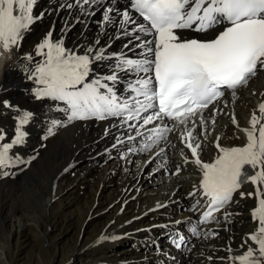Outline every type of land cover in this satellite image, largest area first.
<instances>
[{"label": "bare ground", "instance_id": "bare-ground-1", "mask_svg": "<svg viewBox=\"0 0 264 264\" xmlns=\"http://www.w3.org/2000/svg\"><path fill=\"white\" fill-rule=\"evenodd\" d=\"M72 2L73 0H37L33 15L41 13L43 15L31 25V30L25 33L19 48L4 52L0 47V134L4 136L0 145L11 143L15 138L19 114L23 111L32 113L31 120L22 128L25 132L23 143L14 145L9 152L11 157L31 162L0 168V225L3 223L5 228L14 219L21 223L22 218L29 214H26L27 212H35L38 209H43L40 213L42 218L40 224L44 227L43 235L47 228L51 229L56 222H59L58 219H62L67 225L72 220V214L67 216L58 213L59 207L63 206L60 199L57 200L60 186L67 180L80 177L81 181L76 184L77 186L74 185L73 190L81 195L90 181L92 170L95 167L101 169L102 167L98 166H103L105 163L104 166L109 165L104 169L105 172L123 173L119 196L116 200H103L101 196H97L99 189L96 187L91 191L93 198L88 202L81 220L86 230L85 226L91 224H85V220L93 207L98 208V211H91L92 215L106 218L103 226L108 223V229L105 227L107 231L101 232V237H98L100 239L89 247H84L81 243L76 246L77 236L72 249L64 254V257L67 256L64 261L74 262L91 257L90 260L99 264H132L134 259L136 261L139 258L138 264H147L146 260L149 257L143 260L140 251L150 250L155 256L153 261L156 260V264L187 262L235 264V258L245 253L249 247L256 248V245L248 239V235L254 233L257 228V223L253 221L251 215L257 205V186L251 183L242 185L233 193L231 201L220 212L213 214L214 218L208 223L199 224L197 235L193 234L191 228L198 224L208 200L199 188L201 172L193 162L186 143L200 145L198 153L202 161L220 154L217 144L220 148L239 145L243 147L246 144L244 130L250 129L249 122L254 113L259 117L258 106L264 101V70L257 72L255 78H252L256 83L250 82L251 87L247 90L244 89L246 85L240 86L235 89L234 94L233 91L227 92L221 100L211 104L202 113V120L200 115L191 117L186 124H178L174 120H156L153 124L140 129L141 136H136V130L118 118L76 120L69 123L66 115L57 111L65 105L48 99L37 100L33 93L40 85L28 78L36 63L44 59L35 54V48L49 31L52 32L54 40L63 39L64 46L72 51L86 53L89 48L95 51L103 47L106 57L115 54L133 59L143 58L140 55L142 49L135 47L138 41L129 44L131 37L122 34L118 24L119 16L115 17L116 22L113 24L101 27L104 6H112V0H102L101 4L91 8L85 6L88 8L86 12H81L78 7L71 9L61 7L64 3ZM114 6L121 11L128 8L137 24L143 23L138 15L131 11L129 0H117ZM110 15L115 16V13ZM135 27L136 25H128L129 29ZM179 34L190 33L179 30ZM134 35H141L142 39L152 38L139 33ZM117 36L120 38L117 39ZM126 44L128 47H125ZM28 55L32 57L31 60L25 59ZM115 63V59L112 58L92 63L90 65L92 71L86 82H90L94 77L110 74V66ZM137 75L134 72L120 73L121 78L115 85V90L121 98L129 96L128 86L134 82ZM143 75L139 73V76ZM258 79L260 85L257 83ZM252 93L255 94L254 97ZM5 100L12 107L5 108L2 103ZM53 120L61 121L62 125L54 128L53 135H48V128L52 126ZM129 123H137V121ZM153 127H167L171 131L167 137H161L152 149L141 150L146 143H151L147 137ZM185 129L192 133L190 141L187 139ZM119 135L124 137L127 135L126 138L119 137L122 143L117 141ZM129 136H135V139H128ZM182 136L185 137L184 141L181 140ZM110 140L114 141L113 145L111 144L107 150H99L103 144L106 148ZM174 148L177 149L175 150L177 154H174ZM137 152L140 155H137ZM124 153L126 157L122 158L119 164L116 163L117 161L107 162L110 159L119 161ZM142 156L143 158H136ZM129 161L134 162L133 166L128 165ZM158 163H162V166L159 167ZM162 169L167 172L171 170L175 177L168 182L163 178L160 179V187L157 190L153 189L154 178L150 179V177H153L152 174L157 170ZM167 172L165 171L164 174ZM4 173L8 174L4 175ZM166 177H169V172ZM106 178L107 176L104 177V181ZM150 186L153 191L149 189ZM52 187L56 189V193L55 198L51 196L52 207H50L43 203V198ZM259 187L264 189V185ZM138 189L144 190L140 191L137 197L134 194ZM193 192L196 194L190 195ZM241 193H244L243 197ZM249 193L252 195H248ZM132 199L134 203H130ZM74 200L76 203L78 197H74ZM55 202H58L56 207ZM38 227L39 225L36 229ZM69 228L70 226H66L65 235L69 233ZM32 229L35 228L17 232V242L23 243L30 239L29 234L32 233ZM109 229L111 230L108 231ZM180 235L185 238L184 243L187 244L185 248L178 250H174L172 246L163 248L165 241L169 242L172 239L175 241ZM220 237L222 240H218ZM118 246H123L124 250L117 252ZM21 247V244L17 246L18 249ZM164 253H167L169 258H165ZM13 256L10 255V251L6 254L7 264H11L10 258ZM210 257L212 260L209 259ZM50 261H46V264H50ZM35 264L41 263L35 261Z\"/></svg>", "mask_w": 264, "mask_h": 264}, {"label": "snow or ice", "instance_id": "snow-or-ice-1", "mask_svg": "<svg viewBox=\"0 0 264 264\" xmlns=\"http://www.w3.org/2000/svg\"><path fill=\"white\" fill-rule=\"evenodd\" d=\"M101 2L73 0L61 7H78L81 12H86ZM36 3L37 0H0V47L4 52L19 48L25 33L42 17V13L33 15ZM116 3L117 0H112V6H104L101 27L113 24L119 16L122 34L131 37L129 44L138 41L135 47L142 49V59L115 54L106 57L103 47L95 51L89 48L79 55L67 49L63 39L54 40L51 31L35 48V54L44 59L36 63L28 76L40 85L33 94L37 100L62 102L65 107L57 111L63 112L69 123L118 118L135 129L136 136H141L140 129L156 120L167 118L186 124L222 97L221 89L233 90L234 94L235 89L246 85L258 71L264 70V0H129L131 11L142 17L146 24H137L130 10L121 11L114 6ZM112 13L115 16L110 15ZM130 24L136 27L129 29ZM179 30L209 35L184 37ZM134 33L152 38L142 39ZM106 58L116 61L110 66V74L86 82L92 71L90 65ZM25 59L32 57L28 55ZM121 72L138 74L128 86L129 96L123 98L115 90ZM139 73L144 75L139 76ZM154 101H158V110ZM2 103L5 108L12 107L6 100ZM258 111L259 117L254 113L250 118V130H244L247 143L231 148H220L217 144L220 154L212 163L202 162L199 144L186 143L193 162L202 171L199 188L208 200L198 224L191 228L193 234H197L199 224L208 223L214 218L213 212L220 211L231 201L233 193L242 184L250 182L257 186V205L251 213L257 228L248 235L256 248L249 247L235 258V264H264V189L259 187L264 185V123H261L264 121V102L258 106ZM31 118L30 112L19 114L15 138L11 143L0 145V168L31 162L9 155L14 145L23 143L25 132L22 128ZM131 121L137 123H129ZM61 125V121L53 120L48 135H53L54 128ZM169 131L171 129L167 127L151 128L147 137L151 143H146L141 150H149ZM185 132L190 141L191 131L185 129ZM128 139L134 140L135 136ZM3 140L4 136L0 134V141ZM117 141L123 142L119 137Z\"/></svg>", "mask_w": 264, "mask_h": 264}, {"label": "rangeland", "instance_id": "rangeland-1", "mask_svg": "<svg viewBox=\"0 0 264 264\" xmlns=\"http://www.w3.org/2000/svg\"><path fill=\"white\" fill-rule=\"evenodd\" d=\"M101 21H100V24H101ZM250 82L253 83L256 81H250ZM257 83H258V85H260V79L257 80ZM248 84L251 85L250 83H248ZM252 96L254 97L255 94L252 93ZM255 102H256V100H254V103ZM118 137L123 138L124 135L123 136L119 135ZM126 137H127V135H125L124 138H126ZM111 144L112 145L114 144L113 140L109 141V144H108V146H106V148H105V145H103V146H101L102 149L100 147L99 150H106L107 148H109V146H111ZM175 150L176 149H174V151ZM85 153H88V152H85ZM88 154H90V153H88ZM137 155H140V154L138 153ZM125 157H126V154L124 153L122 156H120L119 161H118V159H110L107 162H109V161H115L116 162L117 161L116 163L119 164L121 159L122 158L124 159ZM136 158L137 159L143 158V156L142 157H136ZM140 161H143V160H140ZM124 162L126 163V160H124ZM133 163H134L133 161H129L128 165L133 166L132 165ZM88 165H91V164L88 163ZM104 165H105V163H104ZM104 165L98 166V167H102L101 169L95 167V169H93L91 173H90V170H88V172L91 174V176L89 178L90 181H89V183H87L86 187L83 189V191H82L83 193L81 192L82 193L81 195L76 194L73 190V188H75V186L78 185L77 183L79 181H81L80 177H78L77 179L72 178L71 180H67L65 182V184L60 186V188H59L60 191L58 192V195H57V197H59V198L57 200L60 199L61 204H63V206L59 207L60 211H58V213L60 215L65 214L67 216L72 214V216H71L72 220L69 221L67 223V225L65 222L63 223L62 219H58L59 222H56V224L54 225L53 228H51V229L47 228L45 235H43V230H44L43 228L44 227L42 226L43 224H40L42 222V218L40 216L41 215L40 213L43 209H40V210L38 209L35 212H27L26 214H28V213L29 214L26 217L24 216V218H22L21 223L17 219H14V220L10 221L5 228H4V225L2 223L0 225V264H7L6 263V261H7L6 260V254L9 251H10V255H12V254L14 255L13 258H10L11 264H35V261H39L41 264L42 263L46 264L47 263L46 261H50V260H51L50 264L51 263L52 264H99L93 260H90L91 257L90 258L88 257L87 259H84V260L81 259L79 261H74V262H72L71 260L64 261L67 257L66 255L64 257V254L67 253L66 251H68V250L70 251V249H72V247L75 243L74 241H76L77 236H78L77 241H76L77 243H75L76 246L79 243H81L82 245H84V247H89L96 240L100 239L98 237H101V235H102L101 232L104 233V231H107V229H108L107 228L108 223L105 225V227L107 229L103 226V223H105L106 218L103 219V218H100L97 216L93 217V215H92L91 211H98V208L95 209L93 207L91 209L88 218L85 220V224L90 223L91 225H88V227L85 226L86 230L84 229V224L82 223L83 221L81 220V219H83L82 214L85 213L84 211L88 207V202H90L91 199L93 198L91 191L94 190L96 187L99 189V191L97 192L98 193L97 196L98 197L101 196V198L103 200H108V199H115L116 200L117 197L119 196L118 194L120 192L121 185L123 184V179H122L123 173L115 172L113 174H109V173L104 171V169L106 167H108L109 165L108 166H104ZM92 166H95V165H92ZM158 166L161 167L162 163H158ZM165 171L167 172V170H164V169L157 170L156 172L154 171L155 173L152 174L153 177H150V179L154 178V181H152V183H153L152 188L154 187L153 189L157 190L160 187V185H161L159 182L160 179L163 178V179H165V182H168V180L175 177L172 174V171L168 170L169 177L167 178L166 176H168V172L166 174H164ZM105 176H107L106 181H104ZM152 183L150 185H152ZM81 184H83V183H81ZM167 187H168L167 184H165V188H167ZM149 189L151 191H153V189H151V186L149 187ZM142 190H144V189L136 190V194H134V195H136L138 197V195H139L138 193ZM55 193H56V189L52 187V188H50L47 195L44 196L43 203H45L46 206L52 207L50 203H51L52 197L55 196ZM72 193H74V194H72ZM74 197H78V200L76 203L74 202L75 201ZM118 202L119 201L117 200V203ZM134 202H135L134 199L130 200V203H134ZM56 203H58V202H55V204L53 203L54 206L57 205ZM136 205H137V203H136ZM122 206H121V208H122ZM151 208H153V207H150V209ZM58 213H57V215H58ZM8 214L9 213H7V215ZM88 219H90V220H88ZM10 223H11V225H10ZM80 223H82V226H80ZM162 224H165V223H162ZM38 225H39V227L36 229V226H38ZM66 226H70L69 233L67 235L64 234V231L66 230L65 229ZM31 227L35 228L34 229L35 231L32 229L31 230L32 233L29 234L31 236V238L30 239L28 238L23 243L17 242V232L21 233L25 229L30 230ZM111 229H109L108 231H110ZM218 240H222V238L220 237ZM98 242H100V241H98ZM19 244H21L22 249L17 248V246ZM118 247L116 249L117 252L124 250L123 246H118ZM151 252H150V250H145V251L141 250L140 254H142L143 260H146L149 257L146 260L147 264H149V263L150 264H156L155 263L156 260L153 261L154 254ZM110 253H115V252H110ZM50 255H52L54 257H51ZM138 260H139V258L136 261L134 259V262H132V264H138ZM121 262H125V261H121ZM185 264H189V262H187Z\"/></svg>", "mask_w": 264, "mask_h": 264}]
</instances>
